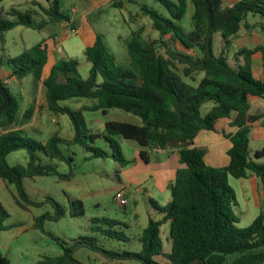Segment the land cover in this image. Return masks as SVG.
I'll list each match as a JSON object with an SVG mask.
<instances>
[{
  "label": "trees",
  "instance_id": "obj_1",
  "mask_svg": "<svg viewBox=\"0 0 264 264\" xmlns=\"http://www.w3.org/2000/svg\"><path fill=\"white\" fill-rule=\"evenodd\" d=\"M4 1L0 0V40L4 33L18 26L40 31L50 24L68 23L74 28L70 16L60 10L62 0H44L45 5L38 6L41 12L30 9L24 13L16 9L6 11ZM155 1L167 16L144 5L139 9L150 19L151 29L157 31L158 37L149 40L141 36L142 31L133 32L125 44L127 65L116 62L101 34H94L92 42L84 48V57L90 64L86 78L79 75L76 60L50 63L48 42L55 45V35L42 39L15 58L0 59V67L9 70V79L21 81L30 76L34 90L41 85L48 109L66 114L72 126L70 140L53 135L40 142L27 136L20 127L32 119L35 104L22 111V96L11 92L9 84L0 78L9 96L8 107L0 112V179L16 189V203L21 208H41L46 204L51 207V211L34 220L33 226L55 239L62 249L60 256L44 257L36 264H82L73 257L77 248L101 253L110 260L139 264H264V217L261 214L247 228H238L239 219L233 212L236 198L228 185V177L252 176L260 181L264 193V161L259 162L264 158V145L252 157L249 149L252 125L264 117L249 113V97L260 98L264 104V80L253 78L252 57L261 53L264 65V50L241 48L231 53L234 38L242 30L252 27L264 33V0H234L230 6L226 5L228 0ZM112 2L122 7L124 2L133 0ZM188 4L193 8L190 31L180 25ZM37 15L41 16L39 22L33 18ZM248 17L259 21L250 26ZM216 34L220 35L218 55L213 47ZM200 74L202 77L198 79ZM82 98L96 103L83 106L78 112L58 105ZM207 103L213 106L202 116L201 108ZM111 109L138 117L141 125L108 121L100 135L88 130L82 112L106 114ZM221 120H229L234 132L223 135L230 143L227 164L214 168L205 164V150L195 145V139L201 132H214L215 124ZM98 138L103 139L108 151L95 145ZM122 139L135 141L142 148L138 157L146 165L149 154L144 149L177 152L183 167L176 171L169 185L170 201L160 206L149 200L161 217L149 218L138 238L139 252L106 250L98 243L99 237L117 241L129 238L123 231L113 229L120 225L117 221L97 218L88 226L90 235L81 236L72 246L65 247L44 230V224L67 216H83V203L69 200L66 208L51 197L33 201L23 187V179L58 176L69 180V175H60L54 165L43 164L41 160L43 155L58 162L73 161V156L62 153L60 144L78 145L90 153L91 159L110 157L124 167L128 161L120 147ZM19 150L27 154L25 166H10L7 156ZM8 218L9 213L0 202V232L9 230ZM164 224L169 227L166 240L169 252L164 251L161 238ZM0 257L2 264H9L5 257Z\"/></svg>",
  "mask_w": 264,
  "mask_h": 264
},
{
  "label": "rangeland",
  "instance_id": "obj_2",
  "mask_svg": "<svg viewBox=\"0 0 264 264\" xmlns=\"http://www.w3.org/2000/svg\"><path fill=\"white\" fill-rule=\"evenodd\" d=\"M71 0H62L59 7L63 12H68ZM173 1V0H171ZM39 5H45L44 0H5L2 3L6 11L16 9L24 13L30 9L41 12ZM147 6L167 16L165 9L155 0H133L124 2L122 7L113 5L112 0H97L92 5L83 7L77 17L87 12L95 11L91 20H85L83 33L101 34L104 41L113 53L116 62L121 65L128 64L126 52V41L130 39L133 32L142 31L144 39L153 40L158 37V33L151 29V21L148 17L140 13V6ZM193 8L188 4L186 13L180 25L190 31L192 28L191 15ZM12 20L15 19L10 17ZM39 22L41 16H34ZM57 32L62 34L59 26L50 24L42 30H34L22 26L4 33L0 40V59L6 61L7 58H15L24 50L31 48L42 39H48L50 34ZM258 32L261 31L258 29ZM61 36V35H60ZM58 38V37H57ZM214 53L218 55L220 49V35L216 34L213 41ZM56 55L59 59H73L78 62V73L82 78H86L90 64L84 57L85 41L81 36L62 35L57 41ZM233 52V49L231 50ZM160 54H164L163 49H159ZM52 55V52H51ZM8 68L0 67V78L2 75L8 77ZM3 75V76H4ZM202 74L198 76V79ZM263 77V76H262ZM254 72L253 78L260 79ZM9 81L8 88L15 95H21L22 111L28 106L35 104L34 116L32 119L20 127L25 134L40 142L46 141L53 135L61 139L70 140L72 137V126L66 114L54 113L47 107L43 88L38 85L34 90V81L30 76L21 81L13 78H5ZM101 80L99 79V82ZM95 100L82 98L59 102L60 107H67L74 112L80 111L83 106H92ZM213 106L207 103L201 108V115L204 116ZM256 112L254 110L250 111ZM258 113V112H257ZM86 127L92 133L102 134L104 124L108 121L127 122L141 125L138 117L120 110L111 109L106 114L101 111L82 112ZM225 120L218 122L217 132H212L211 136H204L197 140L198 145L205 150L204 162L206 165L221 168L228 162L226 151L230 146L229 141L221 137V128ZM227 129V128H226ZM253 130L249 139V149L251 157L257 150H261L264 145V137L255 134ZM213 135V136H212ZM216 135V136H215ZM208 138V139H204ZM220 141L211 142L209 140ZM201 142V143H200ZM95 145L108 151V147L102 138L95 141ZM120 147L124 158L128 164L120 167L112 158L91 159L90 153L78 145L60 144L59 149L65 156H73V161L58 162L50 160L41 155L43 164L54 165L60 175H69V180L60 179L58 176L35 177L33 179L24 178L23 187L29 198L33 201H44L47 197L53 198L60 205L68 207V201L80 200L84 206V215L81 217H65L57 222H45L44 230L57 238L65 247H70L81 236L90 235L88 226L90 222L97 219H111L120 225L113 227L116 231H123L129 238L128 241H117L105 238H98V243L106 250L122 253L139 252L140 237L144 228L148 224L149 218L159 220L161 217L149 204V200L156 201L160 206H165L170 201L169 182L161 183L163 171L165 169L182 168L177 159L172 155L148 150L150 154V164L146 165L139 159L140 148L135 141H120ZM7 163L10 166H25L27 154L24 150L10 153L7 156ZM264 161V158L260 159ZM228 185L232 188L236 205L233 212L238 217L237 227L247 228L259 215L264 217V194L260 181L255 182L249 178L234 179L228 177ZM124 190V197L127 201L126 207L119 206L115 201V195ZM17 192L13 186H6L0 179V202L9 213L6 225L9 230L0 232V255L5 257L9 264H36L44 257H57L62 254V249L57 241L48 234L34 228V220L41 214L51 211V207L46 204L41 208L27 206L21 208L17 203ZM104 228H108L104 226ZM168 224L161 227V238L165 252H169ZM73 257L82 264H139L136 261L110 260L101 253H95L85 248H77ZM161 261L164 259L160 258Z\"/></svg>",
  "mask_w": 264,
  "mask_h": 264
},
{
  "label": "crops",
  "instance_id": "obj_3",
  "mask_svg": "<svg viewBox=\"0 0 264 264\" xmlns=\"http://www.w3.org/2000/svg\"><path fill=\"white\" fill-rule=\"evenodd\" d=\"M96 1L97 0H71L70 6L68 8V12H66L70 16V20L73 23V27L77 30L76 35L82 37V39L85 41V46L92 42L94 34L92 33V34L88 35V33H86V32L83 33V29L85 28L84 23H85V20L88 18L89 15L94 14V16H96L95 11L87 12L88 13L87 17L84 14H81V16H79V17H77V15L81 13L83 7H87V5H92L93 2L95 4ZM233 1L234 0H228L227 3H232ZM72 9L74 10L73 12H71ZM258 21L259 20L257 18H252V17H248V19H247V22L249 23L250 26H253ZM55 25L59 26V28L61 29V31H62V34H60L61 36L65 35V34H66V36H70L68 34V31L71 27L68 23L55 24ZM52 35L56 36L55 37L56 41H55V45H53V46H52V43L48 42L49 50H51V52H52V55L50 56V58H51L50 63H52L58 59V57L56 55V51H57L56 47H57L58 38L61 37L59 34H57V32H53L52 34H50V36H52ZM257 47H261L264 50V33L263 32L259 33L258 28L250 27L248 30H242L238 35L235 36L232 49H233V52H235L241 48L254 49ZM233 52H231V53H233ZM251 71H252V76L255 72L258 77L263 76L261 78V80H264V65H263L261 53H257L252 57V69H251ZM3 75H2V79L8 78L7 76H5V75L3 76ZM7 75H9V72ZM256 80H260V79H256ZM249 106H250V110H249L250 114H264V104L260 98L249 97ZM251 110H254L256 112L251 113L250 112ZM33 116H34V112H33ZM218 122L215 124V131L214 132H217L216 126H217ZM229 122H230L229 120H225L224 126L221 128L220 134H221V137L223 139H225L223 137L224 134H230V133L234 132V130L229 126ZM253 130H256V132H255L256 135H258L260 137H264V117L252 125L250 136H251V134L253 135ZM211 133L212 132H201L197 136V138L195 139V145L198 147H201L197 143L198 138H199V140H201V139H203L204 136L209 137V136H211V135H209ZM204 139H208V138H204ZM218 140L220 141V139L209 140V141L215 142ZM225 140H227V139H225ZM144 150L147 151L149 154L148 149H144ZM153 150L155 152H158V153L162 152L163 154H167L166 156H168V154H170L173 157H175L177 159V161L179 162L178 154L176 151H160V150H156V149H153ZM139 151H141V150H139ZM149 164H150V154H149V163L147 165H149ZM176 171H177L176 169H165L163 171V173H164L163 179L160 180V182L161 183H168L169 182L168 184L170 185V183L174 179ZM251 179L254 182L257 180L255 177H252V176H251Z\"/></svg>",
  "mask_w": 264,
  "mask_h": 264
},
{
  "label": "built area",
  "instance_id": "obj_4",
  "mask_svg": "<svg viewBox=\"0 0 264 264\" xmlns=\"http://www.w3.org/2000/svg\"><path fill=\"white\" fill-rule=\"evenodd\" d=\"M227 6H230L231 3H226ZM74 10L72 9L71 12H73ZM68 34L70 36H73V35H76L77 34V30L75 28H70L69 31H68ZM6 84H9L8 81H5ZM124 190H121L120 192H118L116 195H115V201L116 203L119 205V206H125L127 204V201L124 197Z\"/></svg>",
  "mask_w": 264,
  "mask_h": 264
},
{
  "label": "water",
  "instance_id": "obj_5",
  "mask_svg": "<svg viewBox=\"0 0 264 264\" xmlns=\"http://www.w3.org/2000/svg\"><path fill=\"white\" fill-rule=\"evenodd\" d=\"M93 17H94V14H91L88 16V19L91 20V18H93ZM0 98L2 99V104L0 105V112H2L9 105V96L7 94L6 89L1 84H0ZM0 264H2L1 263V257H0Z\"/></svg>",
  "mask_w": 264,
  "mask_h": 264
}]
</instances>
